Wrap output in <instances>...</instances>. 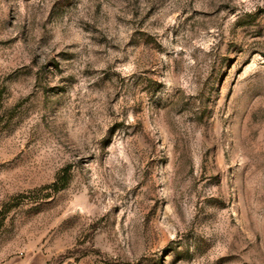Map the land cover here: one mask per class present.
Here are the masks:
<instances>
[{"label": "rangeland", "instance_id": "1", "mask_svg": "<svg viewBox=\"0 0 264 264\" xmlns=\"http://www.w3.org/2000/svg\"><path fill=\"white\" fill-rule=\"evenodd\" d=\"M0 264H264V0H0Z\"/></svg>", "mask_w": 264, "mask_h": 264}]
</instances>
